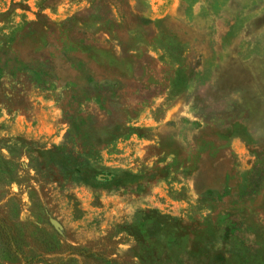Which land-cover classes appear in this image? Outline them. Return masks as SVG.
I'll return each mask as SVG.
<instances>
[{"label": "rangeland", "instance_id": "rangeland-1", "mask_svg": "<svg viewBox=\"0 0 264 264\" xmlns=\"http://www.w3.org/2000/svg\"><path fill=\"white\" fill-rule=\"evenodd\" d=\"M0 264H264V0H0Z\"/></svg>", "mask_w": 264, "mask_h": 264}]
</instances>
